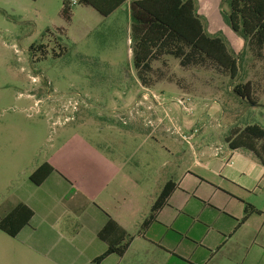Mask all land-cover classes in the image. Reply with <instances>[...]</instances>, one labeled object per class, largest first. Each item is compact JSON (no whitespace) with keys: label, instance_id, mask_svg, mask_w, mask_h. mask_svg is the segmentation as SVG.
Segmentation results:
<instances>
[{"label":"rangeland","instance_id":"1","mask_svg":"<svg viewBox=\"0 0 264 264\" xmlns=\"http://www.w3.org/2000/svg\"><path fill=\"white\" fill-rule=\"evenodd\" d=\"M65 1L0 0V206L46 162L88 183L90 154L99 152L123 164L127 179L118 183L149 211L176 153L225 146L232 130L258 118L233 90L263 73L264 62L232 30L230 0H195L208 35L238 59L239 77L231 80L210 61L183 68L165 56L143 90L126 14L107 19L78 4L66 20ZM173 119L191 127L172 126ZM254 203L264 213V192Z\"/></svg>","mask_w":264,"mask_h":264},{"label":"crops","instance_id":"2","mask_svg":"<svg viewBox=\"0 0 264 264\" xmlns=\"http://www.w3.org/2000/svg\"><path fill=\"white\" fill-rule=\"evenodd\" d=\"M130 6L128 0L107 19L125 13L131 35ZM251 79L250 111L258 117L252 125L264 129V72ZM201 122L209 123L200 120L198 125ZM173 125L189 128L191 122L173 119ZM232 132L224 137L225 146L212 143L207 150L176 153L172 173L146 212L143 200L118 183L122 176L127 178L123 164L112 157L90 154L88 183L46 162L54 171L41 185L29 181L17 192L16 201L5 200L0 206V222L19 206L32 213L15 237L0 230V264H93L108 249L98 235L110 220L127 234L125 242L132 240L123 257L112 254L101 264H241L239 256L244 264H264V213L254 203L264 192V163L252 151L231 148ZM168 183L172 192L151 221L152 207ZM87 191L90 195L83 193ZM247 206L256 213L240 225ZM132 223L137 224L136 232ZM122 237L116 236L114 243Z\"/></svg>","mask_w":264,"mask_h":264},{"label":"trees","instance_id":"3","mask_svg":"<svg viewBox=\"0 0 264 264\" xmlns=\"http://www.w3.org/2000/svg\"><path fill=\"white\" fill-rule=\"evenodd\" d=\"M128 0H80L79 4L90 7L107 18ZM131 40L133 46V64L138 80L142 85H149V77L154 62L165 56L179 60L181 67L189 68L206 61L225 71L231 80L239 77L238 59L220 37L208 35L203 21L198 14L195 0H131ZM69 1L64 2L63 17L70 20ZM229 21L234 31L240 33L248 46L258 57L264 58V0H230ZM234 94L241 101L254 104L249 83L238 84ZM228 143L233 149L252 151L263 163L264 129L258 125L247 126L232 132ZM258 146V149L256 148ZM54 171L48 164L41 165L30 177L35 185H41ZM172 185L167 184L161 191L151 210L150 220L168 200ZM256 213L252 206H247L240 225ZM32 216L26 206H19L0 222V230L11 237L28 222ZM123 236L114 243V238ZM127 234L114 220H110L100 231L98 237L108 244L107 251L94 260L101 264L108 256L117 254L123 257L128 250L131 238L125 242Z\"/></svg>","mask_w":264,"mask_h":264},{"label":"built area","instance_id":"4","mask_svg":"<svg viewBox=\"0 0 264 264\" xmlns=\"http://www.w3.org/2000/svg\"><path fill=\"white\" fill-rule=\"evenodd\" d=\"M80 0H69L70 7H74L79 4ZM182 105V101L179 102ZM185 138V137H184ZM186 139V138H185Z\"/></svg>","mask_w":264,"mask_h":264}]
</instances>
